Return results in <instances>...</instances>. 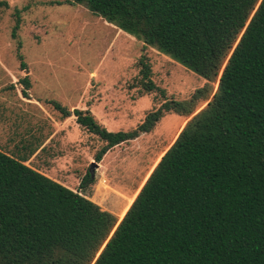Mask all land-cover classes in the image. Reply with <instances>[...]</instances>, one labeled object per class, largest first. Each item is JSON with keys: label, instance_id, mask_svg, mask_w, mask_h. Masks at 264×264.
<instances>
[{"label": "trees", "instance_id": "obj_1", "mask_svg": "<svg viewBox=\"0 0 264 264\" xmlns=\"http://www.w3.org/2000/svg\"><path fill=\"white\" fill-rule=\"evenodd\" d=\"M208 83L167 100L135 128L110 132L88 110L48 104L62 120L115 146L167 114L190 117L118 221L98 204L0 151V264H264V0H65ZM9 8L0 0V9ZM20 26V11L14 15ZM21 67L26 68L18 54ZM140 96L163 90L148 58ZM28 73V72H26ZM30 89L29 76L21 79ZM27 93L23 90V95ZM90 175L81 181L84 191Z\"/></svg>", "mask_w": 264, "mask_h": 264}, {"label": "rangeland", "instance_id": "obj_2", "mask_svg": "<svg viewBox=\"0 0 264 264\" xmlns=\"http://www.w3.org/2000/svg\"><path fill=\"white\" fill-rule=\"evenodd\" d=\"M2 1L9 8L0 9V151L27 157L25 165L79 192L120 221L191 116L167 114L151 133L113 147L96 161L104 143L77 126L73 116L62 120L47 103L89 110L108 131L125 132L165 99L187 100L208 84L210 96L197 104L198 112L217 83H208L130 35V41L120 37L105 58L111 35L85 6L57 5L65 0ZM16 10L20 26L13 38ZM142 55L164 94L140 96L139 88H132ZM26 75L30 89L21 82ZM86 175L90 182L83 191Z\"/></svg>", "mask_w": 264, "mask_h": 264}, {"label": "crops", "instance_id": "obj_3", "mask_svg": "<svg viewBox=\"0 0 264 264\" xmlns=\"http://www.w3.org/2000/svg\"><path fill=\"white\" fill-rule=\"evenodd\" d=\"M102 22H103V26L107 29V35H111V38H109L107 41H106V46H105V51L106 52V56L105 58L110 54L112 53V49H113V46L116 45L117 43V40L120 38V37H124L125 39H128V41H130L129 38V35H126L125 32L121 31L120 29L116 28L115 26L107 23L106 21H104L103 19H101ZM132 39V38H131ZM134 40V39H133ZM108 49V50H106ZM51 101H54V100H51ZM57 102V101H56ZM59 103V102H58ZM48 104V103H47ZM55 111V110H54ZM89 111V110H88ZM91 112V111H90ZM92 114V113H91ZM72 117V116H71ZM74 117V116H73ZM70 118V117H69ZM75 118V117H74ZM68 119V118H67ZM65 120V119H64ZM76 123V122H75ZM77 125V124H76ZM78 126V125H77Z\"/></svg>", "mask_w": 264, "mask_h": 264}]
</instances>
